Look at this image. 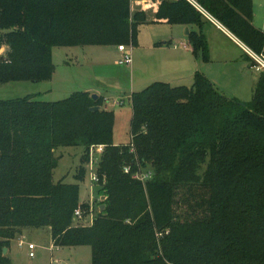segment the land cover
I'll return each mask as SVG.
<instances>
[{
  "label": "trees",
  "instance_id": "16d2710c",
  "mask_svg": "<svg viewBox=\"0 0 264 264\" xmlns=\"http://www.w3.org/2000/svg\"><path fill=\"white\" fill-rule=\"evenodd\" d=\"M195 1L264 57L253 0ZM158 3L155 22L203 25L189 0ZM146 22L131 0H0V50L9 46L0 83L51 79L54 46L137 45ZM189 40L209 62L205 34L191 30ZM129 97L132 140L124 145L114 143L115 112L102 96L0 100V263L17 234L45 227L57 247L90 245L92 264H264V69L251 101L227 97L201 71L192 86L157 81ZM99 144L106 207L77 225L76 210L87 215L91 204L78 184L54 180L56 153L83 147L75 175L83 179ZM139 170L152 174L142 181Z\"/></svg>",
  "mask_w": 264,
  "mask_h": 264
},
{
  "label": "rangeland",
  "instance_id": "374dc122",
  "mask_svg": "<svg viewBox=\"0 0 264 264\" xmlns=\"http://www.w3.org/2000/svg\"><path fill=\"white\" fill-rule=\"evenodd\" d=\"M192 2L200 8L205 19L211 17V14L195 0ZM158 4V0H131L133 12L145 11L147 15V22L140 27L137 45L127 44L128 50H131V64L119 62L122 53L117 45L54 46L51 79L41 82L0 83V100L35 96L42 101H59L76 91L89 90L92 95L103 97V107L115 112L114 143L117 145L130 143L133 108L129 95L132 92L144 90L157 81L169 82L173 86L183 84L192 86L194 83L193 77L182 75L173 77L170 72H166L169 67L163 68L164 65L159 64L164 54L155 53L157 50L154 44H157L158 40L168 38L169 46L163 50L167 56L174 55L177 51L175 49H181L186 41L178 39L176 32L179 27L177 25L180 24L155 22ZM252 9L254 26L264 31V0H253ZM211 27L209 24L204 29V34L210 31L212 40L210 61L204 65L210 67L213 80L221 93L230 98L251 101L253 94L248 83L245 88L243 86L248 78L253 80L254 74L258 72L256 67L253 69L250 67L251 62L242 55L244 52L238 44ZM186 30L184 28L181 34H186ZM8 50L9 46L5 44L0 50V55H5ZM253 59L254 63L258 64L256 59ZM171 69L173 71L174 67ZM235 92H240L238 94L242 97L235 95ZM115 101L123 103L115 104ZM83 152L84 148L81 146L61 148L56 153L60 159L54 170V180L79 185L80 200L90 203L93 211L92 214L77 219L75 224L90 225L99 212L101 185L92 181L88 165L85 177L76 179ZM202 168L204 171L207 164ZM21 241L23 244H20ZM30 243L36 245L33 257L30 256L28 247ZM4 255L7 256L8 262L0 264H92L90 245L57 247L52 242L50 230L45 227L25 228L11 240Z\"/></svg>",
  "mask_w": 264,
  "mask_h": 264
},
{
  "label": "crops",
  "instance_id": "0c3cea01",
  "mask_svg": "<svg viewBox=\"0 0 264 264\" xmlns=\"http://www.w3.org/2000/svg\"><path fill=\"white\" fill-rule=\"evenodd\" d=\"M160 1V0H158ZM190 2H192V0H189ZM193 3V2H192ZM194 4V3H193ZM195 5V4H194ZM200 10V8H198ZM206 11V10H205ZM208 12V11H207ZM162 23H166V22H162ZM212 26L211 28L218 30L219 32H221L222 34H224L226 37L232 39L236 44H238V46L243 50V56L246 57L250 62H251V68L253 69L254 67H256V70L258 72H256L254 75L253 80L249 79L246 80L245 85L243 86L245 88V86L248 83V87L249 89H251L252 94L254 92V87L258 78V74L259 71L257 69L258 64H256L255 66H253V56H252V50H250L247 45H245L237 36H235L230 30H228L220 21H218L215 17H213L211 15V17H208V19H205L203 22V25L201 27L199 26H188V25H177L179 27H177V34H178V39L180 40H185L186 41V47L183 45L182 47H180L181 49H175L177 50L176 53L172 56H167L165 55L166 52H163V50H166L165 48H167V46H169V41L167 40L168 38H165V40H158V42H156L157 44H154V47L156 48V54H164L163 56V60H161L159 62V64L164 67H169V69L166 72H170L171 75H182V76H190L193 77L194 79V75L197 71H201L203 72L206 76H208V78L213 82L214 80V76L211 73L210 67H206L205 62L201 61L197 55L194 53V51L192 50V46L190 44V40H189V34H181L182 30L184 28H188L189 31L191 30H201L204 33V29L207 25ZM210 33V31H209ZM206 34L205 36L208 37V43H209V48H210V52H211V43L212 40L210 38V34ZM158 39H162V38H158ZM254 53V52H253ZM172 67H174V70L172 71ZM170 77V76H169ZM175 77V76H173ZM173 79V78H172ZM169 81V80H168ZM169 83V82H168ZM215 84V81L213 82ZM216 85V84H215ZM218 85V84H217ZM220 87V86H218ZM84 91H88L92 94L91 91L89 90H84ZM235 95H239L238 93L240 92H235ZM234 94V92H233ZM100 96V95H99ZM240 97H242L241 95H239ZM239 99V98H238Z\"/></svg>",
  "mask_w": 264,
  "mask_h": 264
},
{
  "label": "built area",
  "instance_id": "2783aa9c",
  "mask_svg": "<svg viewBox=\"0 0 264 264\" xmlns=\"http://www.w3.org/2000/svg\"><path fill=\"white\" fill-rule=\"evenodd\" d=\"M185 47L187 46L186 44H183ZM119 51L122 53V58L119 60L120 63H127V64H131L132 63V55H131V50H128L127 45H119L118 46ZM252 56L256 59V61L258 62V66L257 69L261 70L264 69V57L257 55L256 53L252 52ZM122 102H116L115 104H122ZM105 146L102 144L99 145H92V147L90 148V155H89V161L87 163L88 167H89V171L91 173V179L93 182L99 183L100 182V177H99V173H98V167H99V162L101 159V156L104 152ZM126 172L130 171V167L127 166L125 168ZM152 174L151 171H145V170H139L136 174L135 177L138 179H141L142 181H145L148 177H150ZM93 211V207L91 205L90 207V213L92 214ZM75 216L78 219L83 218V212L80 208H78L75 212ZM20 244H23V241H21ZM29 249H30V256L33 257L35 256V248L36 245L34 243H30L28 245Z\"/></svg>",
  "mask_w": 264,
  "mask_h": 264
},
{
  "label": "water",
  "instance_id": "95a60500",
  "mask_svg": "<svg viewBox=\"0 0 264 264\" xmlns=\"http://www.w3.org/2000/svg\"><path fill=\"white\" fill-rule=\"evenodd\" d=\"M189 29L187 28V30H186V33H188L189 34ZM98 97H99V95H97V94H93L92 95V98L93 99H95V100H97L98 99ZM100 107L99 106H94V107H92L91 108V110L92 111H96V110H98ZM106 196L105 195H102V196H100V201L101 202H104L105 200H106ZM105 207H106V205L103 203V204H101V206H100V210L101 211H103L104 209H105ZM7 253V248H4V254H6Z\"/></svg>",
  "mask_w": 264,
  "mask_h": 264
}]
</instances>
